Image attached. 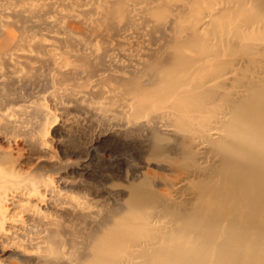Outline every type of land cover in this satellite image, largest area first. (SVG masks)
<instances>
[{
	"label": "rangeland",
	"instance_id": "374dc122",
	"mask_svg": "<svg viewBox=\"0 0 264 264\" xmlns=\"http://www.w3.org/2000/svg\"><path fill=\"white\" fill-rule=\"evenodd\" d=\"M255 1L0 0V54H8L0 58V110L18 127L17 135L0 132V150H10L2 156L6 165L0 173L18 168L26 183L40 180L55 189L45 197H23V205L48 208L46 219L33 220L19 210L17 222L0 229L8 241L0 264H47L35 252L20 255L17 247L42 237L32 234L43 233L52 220L57 225L52 248L60 255L51 264H81L77 255L101 248L93 242L98 233L117 230L135 212L134 187L159 195L146 199L139 212L149 220L162 217L150 225L157 233L173 227L167 210H191L197 201L193 184L213 177L220 157L207 144L197 146L200 134L194 128L178 129L170 119L186 115L198 126L199 117L230 109L247 100L249 86L264 85V17L249 24L240 13L253 10ZM194 34L201 40L198 47L190 44ZM176 48L197 63L180 74L176 95L137 112L138 97L154 89L148 84ZM220 71L224 75L216 78ZM126 88L137 91L133 99ZM182 98L191 112L172 108L184 106ZM155 139L159 156L153 155ZM192 148L198 154L195 168L189 167ZM122 209L126 212L116 215ZM10 226L28 231L14 235L6 230ZM130 238L137 255L142 247L155 248L146 237ZM48 243L40 246L47 247L43 252Z\"/></svg>",
	"mask_w": 264,
	"mask_h": 264
},
{
	"label": "bare ground",
	"instance_id": "6f19581e",
	"mask_svg": "<svg viewBox=\"0 0 264 264\" xmlns=\"http://www.w3.org/2000/svg\"><path fill=\"white\" fill-rule=\"evenodd\" d=\"M256 1L253 10L243 9L240 11L249 24L264 17V0ZM3 26L0 22V36L4 31ZM238 39L239 43L241 39L240 37ZM200 41L195 36L190 44L198 47L201 44ZM202 46L200 49L205 52ZM193 48L195 49V47ZM7 55V52H3L0 54V58L5 59ZM149 57L151 58V56ZM164 61L163 69L157 71L151 79L152 82L148 84L154 89L144 90L138 97L137 112H148L154 103H166L171 96L176 95L181 84L180 74L187 72L191 66L197 63V60L185 55L178 48L171 52ZM223 75L224 73L220 71L215 76L221 78ZM164 89H168L169 93L165 95ZM125 92L133 99L137 91L126 88ZM246 93L248 94L247 100L234 102L230 109L219 107L210 114L211 116L199 117L198 126L188 123L186 115L170 119L171 125L178 129L194 128L193 130L200 134V143L197 146L207 144L210 146L209 152H214L216 156L220 157V166L215 175L199 185L193 184L192 189L197 193V201L193 203L189 212L182 214L167 210V213L172 216L173 227L157 233L150 225L156 219L160 221L162 217L150 215L149 220V215H140L139 212L147 204L146 199L150 198L156 201L160 197L156 191L145 190L141 186L134 187V210L137 213L133 212L127 215L117 230L110 233H98L93 238V242L100 244L101 248L93 253L85 250L84 254L76 256L75 262L81 264L87 261H89L88 264H132L129 258L133 260L142 258L143 261L140 264H264V85L262 87L249 86ZM179 101L184 103V106L176 105L172 108L182 112H191V109L185 105L188 103L186 98ZM0 132H3L5 137L18 133L16 123L8 119V114L4 113V110H0ZM215 134L219 135L217 140L213 138ZM157 140H154V156H159L162 150L156 144ZM18 144L16 143L15 146L16 151L19 150ZM34 146L36 147V145ZM193 149L188 152L190 168H195L193 164L197 163L196 156L198 154L193 152ZM6 153H10V150H0V165L2 166L6 165V161L2 157ZM17 169L8 168L0 173L1 230L8 226L5 225L8 222H17L15 219L19 216V210L27 213L30 219L45 220L48 208L45 211L38 203L28 202L23 205L24 201H27L22 199L33 193H37L41 197L55 193L51 183L46 184L40 180H36V184L26 183L27 179L22 177L21 172ZM39 184L42 185L39 186ZM24 191L26 192L23 193ZM9 197L12 200L11 206L7 205ZM125 212L122 209L116 215ZM54 222V220L46 222L45 226L47 227L43 233L34 232L32 234L34 237L43 235L40 238H30L32 243H36L35 245L30 243L31 245L17 247L20 250V255L35 252L32 255L39 256V260L44 259V262L51 264L54 257L60 255L56 248H52L55 247L57 234L55 227L57 225ZM225 224L226 226H224ZM6 230L12 231L14 235L18 233L21 235V233L27 232L28 228L17 229L10 226ZM132 236L134 238L146 237L150 241L148 243H152L151 245H154L155 248L142 247L137 255L129 243ZM16 238L17 236H14L12 239ZM0 242L1 253L5 255L2 247L8 241L0 235ZM47 243L50 245L48 246L50 247L49 251L43 252L42 250H46L47 247L41 248L40 246ZM96 248H99L98 245Z\"/></svg>",
	"mask_w": 264,
	"mask_h": 264
}]
</instances>
